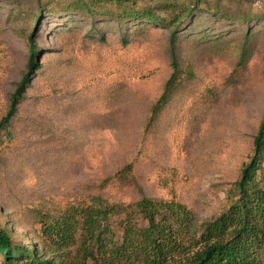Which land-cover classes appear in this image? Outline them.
<instances>
[{"label": "rangeland", "instance_id": "rangeland-1", "mask_svg": "<svg viewBox=\"0 0 264 264\" xmlns=\"http://www.w3.org/2000/svg\"><path fill=\"white\" fill-rule=\"evenodd\" d=\"M213 2L217 14L195 8L196 0H131L129 6L153 10L165 23L134 29L126 48L112 23L79 19L58 6L59 13L44 12L33 28L38 0H0V119L27 72L32 35L42 65L2 136L0 229L41 243L47 218L85 196H101L125 207L104 221L101 234L121 244L126 225L148 226L136 207L146 195L173 201L154 202L160 214L169 213L168 204L192 213L191 229H181L184 251L163 264H185L215 242L206 229L239 199L237 184L264 119V0ZM182 12L193 15L185 17L174 49L180 68L185 74L191 68L194 77L185 75L180 93L149 128L152 106L173 72L170 33ZM94 31L104 33L106 44ZM257 181L264 188V148ZM76 248L39 254L71 263ZM97 248L87 264L102 263Z\"/></svg>", "mask_w": 264, "mask_h": 264}, {"label": "trees", "instance_id": "trees-1", "mask_svg": "<svg viewBox=\"0 0 264 264\" xmlns=\"http://www.w3.org/2000/svg\"><path fill=\"white\" fill-rule=\"evenodd\" d=\"M131 0H68L66 2H47L44 6L42 0H38L40 17L33 22V28H37L38 20L44 12L59 13L53 10L61 6V11L67 15L94 19V22L112 23L113 28L120 35L121 46L128 48L131 32H139L146 27L165 23L153 10L139 11L129 6ZM114 4V6H113ZM133 6V5H132ZM197 9H207L208 12L219 13L220 5L214 7L213 0H196ZM69 13V14H68ZM224 12L223 16H227ZM184 18L170 33L171 45V76L164 84L161 95L154 102L151 109L149 128L154 127L157 121L171 105L175 97L180 93L184 77H194L191 68L185 72L180 68L176 51L174 49L176 34L186 26L185 17L190 19L192 12H182ZM80 19V18H79ZM226 19V18H225ZM244 19V18H243ZM227 20H231L227 18ZM245 20V19H244ZM121 27H125L124 33ZM93 38L101 40L104 44L107 38L104 33L94 31ZM187 38V37H186ZM201 44L205 39H198ZM214 41V40H211ZM29 63L17 89L12 95L10 106L0 119V144L3 145L2 136H7L13 122L17 119L22 101L26 98L31 86L32 78L42 70L39 64V50L34 42V35L29 38ZM244 55V53H243ZM37 77V76H36ZM182 83V84H181ZM264 148V119L260 123L258 135L255 140V155L251 162L243 170L242 179L237 184L239 199L229 212L223 214L217 222L206 229L208 240L215 242L203 252L195 256L185 264H264V188L257 181V173L261 165V156ZM100 195V194H97ZM74 202V201H71ZM72 204L67 212L60 216L49 217L43 224L41 239L33 245L27 244L23 239H18L6 229H0V264H87L95 259L94 247L97 251L103 250L101 264H163L179 251H184L181 229H191L192 213L185 207L168 204L167 215L160 214L154 202H173L155 200L142 195L136 204L139 212L148 222L146 228L137 229L126 225L121 244L113 241L108 244L106 238H102L104 221L119 213L125 207L104 200L101 196L94 198L84 197ZM91 202V203H89ZM92 202H106V207H97ZM118 202V201H117ZM105 204V203H104ZM205 234V233H204ZM72 247L77 245L76 257L71 263H52L42 259L39 254L41 249L57 246Z\"/></svg>", "mask_w": 264, "mask_h": 264}]
</instances>
